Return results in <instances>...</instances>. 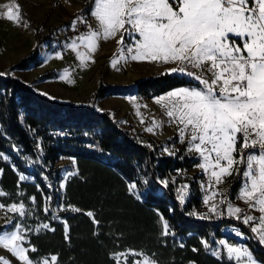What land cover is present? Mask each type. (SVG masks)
I'll use <instances>...</instances> for the list:
<instances>
[{
  "label": "trees",
  "instance_id": "1",
  "mask_svg": "<svg viewBox=\"0 0 264 264\" xmlns=\"http://www.w3.org/2000/svg\"><path fill=\"white\" fill-rule=\"evenodd\" d=\"M90 10L91 0H85L81 12L88 16ZM21 14L22 21L34 29L37 44L32 53L0 72L5 74L0 76V127L4 129L0 153L10 158H0L3 169L0 190L4 193L0 200L25 205L21 221L30 227L29 258L54 255L55 264H125L123 257L119 261L113 257L132 250L144 253L158 264H235L226 259L225 252L223 259L213 256L202 241L216 248L222 229L238 226L248 234L255 258L264 261V246L240 221L228 217L202 220L189 215L201 208L198 178L202 176H183L184 168L198 162L184 152L185 143H179L175 155L163 154L156 141L119 127L107 111L50 99L33 91L11 72L40 64L38 47L48 36L43 31L48 15L38 24L27 12ZM51 74L50 71L42 76ZM181 86L200 87L186 74L162 72L123 84L100 82L91 99L111 94L152 96ZM41 126L61 127L66 134L50 145L39 129ZM33 127L38 130L32 131ZM95 137L100 138L103 150L108 152L106 157L85 150V142ZM13 145L18 146L19 152ZM62 155L75 157L77 172L66 179L59 192L60 166L55 162ZM21 174L27 179L19 180ZM168 175H174L175 183H171ZM240 178L236 173L230 182V198L235 196ZM160 179L170 181L168 188H160ZM181 180L188 183L184 204L174 197ZM132 181L143 192H130ZM47 197L52 198L50 202ZM45 206L48 212L44 211ZM88 212L93 213L98 223L93 222ZM158 213L163 214L174 234L162 235ZM18 218L15 214L10 223L0 224V232L13 230ZM42 224H48L49 228H43ZM32 247L35 252L30 251ZM139 257L129 255L127 264H133Z\"/></svg>",
  "mask_w": 264,
  "mask_h": 264
},
{
  "label": "snow or ice",
  "instance_id": "2",
  "mask_svg": "<svg viewBox=\"0 0 264 264\" xmlns=\"http://www.w3.org/2000/svg\"><path fill=\"white\" fill-rule=\"evenodd\" d=\"M4 7L7 11L2 15L8 21L19 23V6ZM90 15L97 27L89 26L88 31L76 36L68 45L81 65L90 57L77 51L80 46L92 53L98 50L99 41L119 35L121 60L174 63L177 67L170 68L169 73L180 72L199 83L200 87H180L155 100L165 109L169 122L177 125L179 142L184 144L187 139L186 150L196 153L202 161L196 167L209 177L207 194L203 197L208 212L189 215H197L202 220L211 218L209 214L223 215L220 205L226 204L227 215L250 225V232L264 246V0H91ZM78 22L85 23L83 19L73 20L71 27L74 30ZM111 63L115 68L118 61L113 58ZM2 75L5 74L0 73ZM67 75L66 71L65 77ZM160 126L153 120L146 131L153 132ZM3 134L4 129L0 127V135ZM13 148L19 152L18 146L13 145ZM164 150L175 155L173 150ZM0 158L10 159L4 153H0ZM240 164L244 165L242 173L236 167ZM234 171L244 178L237 199L259 211V217L249 214L241 217L243 210L233 206L228 195L218 190L217 185ZM2 175L3 169H0ZM18 179L27 177L21 174ZM159 183L168 188L170 181L165 179ZM135 189L136 183H130L129 191ZM187 189L186 184L177 189L180 204L185 203ZM0 195L4 193L0 191ZM32 199L35 202V198ZM46 199L50 202L52 198ZM210 201L213 202L210 204ZM5 207L20 216L25 214L23 204H0V208ZM71 210L79 211L77 208ZM44 211L48 212L49 208L45 206ZM86 214L93 217L92 212ZM158 215L163 224L162 235L174 234L163 214ZM93 222L98 223L94 217ZM42 227L49 228V225ZM14 229L0 233V246L22 264H49L47 258L31 260L27 255L29 249L22 246L24 235L19 223ZM233 231L237 237L248 238L239 229ZM202 244L213 256L223 259L218 248H210L207 241ZM217 244L226 249V259L230 262L264 264L255 258L248 246H237L225 239H220ZM30 251L35 252V247ZM129 255L143 256L133 264H158L144 253L132 250L115 254L113 258L119 261L123 257L127 264ZM50 259L53 264L57 261L54 255ZM0 261L9 264L2 258Z\"/></svg>",
  "mask_w": 264,
  "mask_h": 264
},
{
  "label": "rangeland",
  "instance_id": "3",
  "mask_svg": "<svg viewBox=\"0 0 264 264\" xmlns=\"http://www.w3.org/2000/svg\"><path fill=\"white\" fill-rule=\"evenodd\" d=\"M84 1L85 0H0V72H4L10 64L17 62L24 55L32 53L37 44L34 29H32L26 21H22V11L27 12L38 24L48 15V24L43 29L44 34L48 36L38 47L41 63L38 65H30L22 69L15 68L12 69L11 72L26 83L33 91L43 96L60 102L93 108L100 112L107 111L119 127L128 129L132 134L138 132L143 139L152 138L156 141L159 144L161 153L168 154V152L164 150L165 148L176 152L180 143L177 125L169 122V118L165 115V109L160 104H157L155 100L169 91L180 87L152 96L111 94L97 97L94 100L91 99V96L100 82H110L114 84L128 83L142 77L168 72L170 68L177 67V65L174 63L138 62L130 59L126 61L121 60L120 45L118 44L120 39L119 35L114 38L99 41L98 50L92 53H89L85 47L80 46L77 51L83 52L87 57H90L86 58L84 64L81 65L76 53L73 52L68 45L72 43L76 36L88 31L89 26L92 29L97 27L92 21L94 20L93 18L81 12ZM12 4H17L20 8L21 19L19 23L8 21L2 15L7 11L4 6H11ZM79 19L88 20L89 26L87 29L74 30L71 27L72 21ZM77 43L79 42L77 41ZM113 58L118 61L115 68L111 63ZM50 71L52 72L51 75L42 76L44 73ZM66 71L68 73L67 77H65ZM176 73L183 74L180 72ZM44 93L47 95H44ZM137 112H139L140 115H138ZM141 118L144 120L143 123H141ZM153 120L157 121L161 126L155 128L153 132L146 131L147 127L152 126ZM186 149L187 145L185 147V152H188ZM55 165L60 166L61 178L57 180V187L60 192L64 188H61V184L65 186L66 179L72 176L67 174H75L77 172L76 160L74 156L62 155L56 160ZM241 165L242 164H240L239 167H241ZM203 174L208 177L204 172ZM161 180L163 179L159 181ZM160 185V188H163V185ZM228 185H230V183ZM134 191L137 194L143 192V190H139L137 187ZM229 200L231 201L230 197ZM201 203H203V200H201ZM0 204L10 206L12 204L20 205L23 203H4L0 200ZM202 205L201 209L195 210L194 212L197 214L207 213L208 210H202ZM225 206L226 204L223 206L220 205V211L223 212L226 217L231 218L227 215ZM25 208L24 205V211ZM15 214L19 217L17 223H19L24 235L22 246L30 248L31 245L28 243L30 227L21 221L22 216L16 212L8 211V207L0 208V224L10 223ZM239 221L242 222V219H239ZM228 228L239 229L244 236L248 238L237 237L235 232L222 231V236L218 238L217 242L220 239H225L229 243L237 246L244 245L249 247V236L245 231L238 226H229L224 229ZM2 232L5 231H1L0 233ZM215 246L222 252V255L224 252L226 253V249L222 245L217 244ZM249 250L251 251L250 247ZM0 258H2V260H7L9 264H22V261L13 256L2 246H0ZM45 258L49 260V264L53 263L50 259L51 256L30 259L35 262L37 260L42 261ZM142 259L143 256H140L137 260ZM0 264H2V261H0Z\"/></svg>",
  "mask_w": 264,
  "mask_h": 264
},
{
  "label": "built area",
  "instance_id": "4",
  "mask_svg": "<svg viewBox=\"0 0 264 264\" xmlns=\"http://www.w3.org/2000/svg\"><path fill=\"white\" fill-rule=\"evenodd\" d=\"M85 23H80L78 22L77 25H76V28L77 30H85L88 28L89 24H88V21L87 20H84ZM193 71H196L193 69ZM41 131H42V135L47 138V142L48 144L50 145H54L56 140L61 137V136H64L66 134V131L61 128V127H57V126H51V127H43L41 126L39 128ZM32 131L36 132L38 129H36L35 127L31 128ZM85 150L92 153V154H95L99 157H106V155H108L107 153L108 152H105L101 146V140L100 138L98 137H95L94 139L92 140H89L87 142H85ZM168 179H170L171 181L174 180V175H168L167 176ZM208 177L206 176H202L200 178H198L199 180V188H200V192H201V197H204V195L207 194L206 192V188H207V181H208ZM188 185L187 181L186 180H181L179 181L177 187L175 188V195L174 197L177 199V189L181 186V185ZM219 191L221 192H224L228 195V198L230 197V187H224L222 189H220ZM187 192H188V189H187ZM217 199L219 200V197H217ZM223 206V205H221ZM222 209V207H221ZM223 213V212H222ZM226 216L224 215H212L211 214V218L213 220H220V219H223L225 218ZM225 227H229V226H225ZM224 227V228H225ZM223 228V229H224ZM222 231L224 232H230L232 229L228 228V229H224ZM220 252V256L222 257V252ZM216 257V256H215ZM218 258V257H217Z\"/></svg>",
  "mask_w": 264,
  "mask_h": 264
},
{
  "label": "crops",
  "instance_id": "5",
  "mask_svg": "<svg viewBox=\"0 0 264 264\" xmlns=\"http://www.w3.org/2000/svg\"><path fill=\"white\" fill-rule=\"evenodd\" d=\"M81 10H82V8H81ZM88 17H91V18H93L91 15H90V13H89V15H88ZM33 19V18H32ZM94 19V18H93ZM42 21V20H41ZM88 21V20H87ZM93 21V23L97 26V22L95 21V19L94 20H92ZM37 23V22H36ZM47 24H48V22H47ZM88 24H89V22H88ZM238 43H239V41H237ZM147 77V76H146ZM187 87H189V86H187ZM171 90V89H170ZM186 145H187V139H186V141H185V145H184V152H185V147H186ZM187 155H189V156H191V157H193V158H196L197 160H198V162L197 163H195V164H193L190 168H184L183 169V172H182V174H183V176L184 175H193V174H200V176H204V174H203V172H202V170L200 169V168H198V167H196V165H198L199 163H201L202 161L200 160V158L197 156V154L195 155V153L194 152H185ZM240 165H237L236 167H239ZM240 168V170H241V173H242V171L244 170V165L242 164L241 165V167H239ZM185 172H186V174H185ZM236 173L237 172H233V174L231 175V176H228V177H225L224 178V181H223V183L222 184H219V185H217V188H218V190H220V189H222V188H224V187H230V185H228L231 181H232V179L235 177V175H236ZM207 175V174H206ZM240 183H239V186H238V188H237V191H236V194H235V196L233 197V198H231V203L233 204V206H235V207H240L243 211H242V213L240 214L241 215V217H243V215H245V214H249V215H252V216H255V217H259L260 215H261V213L259 212V211H256V210H252V209H250L249 207H248V205L244 202V201H242V200H240V199H237V196H238V193L240 192V189H241V186H242V183H243V180H244V178H243V176L240 174ZM200 178V177H199ZM231 180V181H230ZM231 190V189H230ZM202 198V200H203V197H201ZM217 199V198H216ZM218 200V199H217ZM213 201H210L209 203L211 204ZM203 204V205H202ZM201 205H202V210L204 209V211H206V210H208V206H206L205 204H204V202L203 203H201ZM201 209V208H200ZM225 210H226V212H227V205L225 206ZM232 219H235V220H238V219H236L235 217H231ZM239 221V220H238ZM241 222V221H240ZM242 223V222H241ZM248 228L250 229V226H248ZM255 235V234H254ZM256 237V236H255ZM258 260V259H257Z\"/></svg>",
  "mask_w": 264,
  "mask_h": 264
},
{
  "label": "bare ground",
  "instance_id": "6",
  "mask_svg": "<svg viewBox=\"0 0 264 264\" xmlns=\"http://www.w3.org/2000/svg\"><path fill=\"white\" fill-rule=\"evenodd\" d=\"M230 232H234V231H230Z\"/></svg>",
  "mask_w": 264,
  "mask_h": 264
},
{
  "label": "water",
  "instance_id": "7",
  "mask_svg": "<svg viewBox=\"0 0 264 264\" xmlns=\"http://www.w3.org/2000/svg\"><path fill=\"white\" fill-rule=\"evenodd\" d=\"M233 235V234H232Z\"/></svg>",
  "mask_w": 264,
  "mask_h": 264
}]
</instances>
